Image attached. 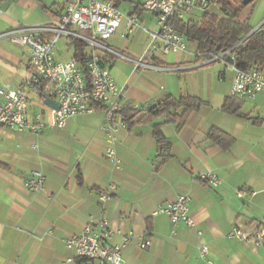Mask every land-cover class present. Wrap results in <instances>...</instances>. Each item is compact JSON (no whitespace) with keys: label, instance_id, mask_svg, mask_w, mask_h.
<instances>
[{"label":"crops","instance_id":"crops-1","mask_svg":"<svg viewBox=\"0 0 264 264\" xmlns=\"http://www.w3.org/2000/svg\"><path fill=\"white\" fill-rule=\"evenodd\" d=\"M19 1L0 6V34L17 25H46L59 18V12L50 8L52 18L34 19L28 6L38 7L36 0ZM256 1L264 5V0ZM140 2L127 12L120 10L139 17ZM211 13L220 14L219 7ZM263 21L264 13L257 24ZM125 24L106 44L136 57L145 42L132 49L140 33L124 40ZM10 45L0 40V84L18 89L27 76L30 50L19 47L22 51L16 52ZM192 45L187 53L171 54L174 61L170 55L161 58L162 65L177 68L171 72L135 73L132 63L107 58L113 77L125 89V106L146 111L167 96L184 94L206 102L180 127L161 126L171 146L167 161L159 156L153 135V126L164 119L115 133L118 166L106 158L110 144L100 131L103 110L73 117L64 129L47 128L41 134L0 130V264H76L65 238L102 219L115 231L110 243L133 236L124 252L125 264L264 263V245L228 238L235 225L250 234L264 230V93L242 101L243 117L227 113L223 106L231 94L232 75L222 80L221 70L196 67L197 45ZM84 53L90 50L85 47ZM58 54L61 61L75 58L72 42L61 41ZM38 111L31 107L32 114ZM214 128L234 140L229 149L208 138ZM33 171L46 177L41 192L24 185ZM209 172L221 179L220 186L203 179ZM102 193L111 197L106 203L99 199ZM182 196L191 199L194 227L174 226L168 216L154 215L160 206ZM146 241L151 245L142 249ZM205 246L209 253L202 258Z\"/></svg>","mask_w":264,"mask_h":264},{"label":"built area","instance_id":"built-area-1","mask_svg":"<svg viewBox=\"0 0 264 264\" xmlns=\"http://www.w3.org/2000/svg\"><path fill=\"white\" fill-rule=\"evenodd\" d=\"M118 0H67L65 5L56 8L59 18L46 25H17L0 34V40L30 50L29 69L21 88L0 84V130L13 129L18 132L41 134L47 128L64 129L69 119L92 114L93 105L104 107V122L100 131L106 135L110 144L106 158L115 165L120 161L113 147L115 133L127 126L121 116L125 89L120 87L111 73L112 61L108 57L126 60L133 64L134 72H171L177 68L164 66L161 58L171 54L188 52V39L179 34L168 24L172 18L187 21L195 12L208 13L219 7V0H141L145 11L153 12L159 19L158 30L142 29L138 16H126L118 7ZM126 21L121 37L132 39L139 30L146 33V41L141 53L131 57L126 52L114 50L106 42L117 35L122 22ZM264 30V21L255 29ZM253 34V33H252ZM251 34V35H252ZM244 37L231 49L208 56L195 53L199 60L196 67L204 68L221 65L220 78L232 75L231 97L238 100H254L264 93V69H242L237 65V49L249 38ZM79 41L90 50L84 64L76 58L59 60L58 46L61 41ZM98 53L103 54L100 56ZM52 100L58 108L45 104ZM31 107L38 108L36 114ZM211 186L221 185V179L209 172L203 176ZM46 177L38 171L31 172L24 185L32 192L44 190ZM243 197V192L238 198ZM108 193H102V203L110 200ZM191 199L182 196L177 201L160 206L154 215H166L174 226L184 224L196 225L191 214ZM115 231L109 221L102 219L85 226L80 234L65 238L68 251L74 252L76 258L88 260V264H125L124 252L133 241L132 235H125L117 244L110 243ZM228 238L243 242H254L256 246L264 245V230L250 234L235 225ZM151 241L143 242L140 247L146 249ZM209 253L208 247L202 248V258ZM264 264V263H263Z\"/></svg>","mask_w":264,"mask_h":264},{"label":"trees","instance_id":"trees-1","mask_svg":"<svg viewBox=\"0 0 264 264\" xmlns=\"http://www.w3.org/2000/svg\"><path fill=\"white\" fill-rule=\"evenodd\" d=\"M250 4L244 5V0H219L220 14L211 12L203 13L199 21H183L177 18L169 20L168 24L172 26L179 34L184 35L189 42L197 45V53L208 56L231 49L237 45L244 37L248 36L253 28L248 23L240 22L239 17ZM72 45L75 48L74 57L80 64H84L86 45L74 41ZM237 65L242 69L258 68L264 69V30L254 32L237 49ZM206 105L202 99L189 94L180 97L167 96L158 106L149 110L135 109L127 106L121 111V116L128 130L136 126L150 124L155 119H164L163 123L153 126L154 138L157 143L159 156L163 161L170 157V143L161 130L163 124L183 125L190 115L199 111ZM96 110H104L103 106L93 105ZM242 101L235 97L226 99L223 110L232 115L244 116L240 113ZM208 138L215 144L229 149L234 140L214 128L210 131ZM76 264H88V260L76 258Z\"/></svg>","mask_w":264,"mask_h":264},{"label":"rangeland","instance_id":"rangeland-1","mask_svg":"<svg viewBox=\"0 0 264 264\" xmlns=\"http://www.w3.org/2000/svg\"><path fill=\"white\" fill-rule=\"evenodd\" d=\"M6 1H8V0H0V6H2L3 4H6ZM10 1H13V0H10ZM21 1H19L18 3H21ZM64 1L65 0H36V2L38 3V7H36L34 9V8H32V6L31 7L28 6V11L34 12L33 13L34 19H35V17H37V18L39 17V18H43V19H49L51 17V14L49 13L48 9L53 8V10H56V8L58 9V8L62 7L61 5H63ZM138 1H141V0H118L117 5H118L119 9H121L123 12H127L130 9L134 8ZM54 4H56V6H54ZM263 13H264V5H258L257 1H255L253 4L249 5L242 12L240 18L242 20H245L248 23V25L250 27H252L253 30H255L259 26L257 23H259L260 19L262 18ZM138 14H139V18L141 19L142 29H146L149 31H157L158 30L159 19L153 12L145 11L141 7V10L138 11ZM188 19L199 20L200 15L197 13H194L191 16H189ZM139 33H140V36L136 38V41L132 45L133 46L132 49L138 48L139 46L142 47L143 43L145 42L146 33L143 30H139L137 32V35ZM192 44L193 43L188 42V48L189 49L193 48ZM10 48L16 52L22 51V49H20L18 46L14 45V44L10 45ZM169 59H170V61H174L175 56L170 55ZM207 68L208 69H217L218 71H220L222 69V66L217 64V65L209 66Z\"/></svg>","mask_w":264,"mask_h":264},{"label":"water","instance_id":"water-1","mask_svg":"<svg viewBox=\"0 0 264 264\" xmlns=\"http://www.w3.org/2000/svg\"><path fill=\"white\" fill-rule=\"evenodd\" d=\"M253 0H244L243 4L244 5H248L252 2ZM255 30H253L249 35H251L252 33H254ZM45 104L47 106L53 107V108H58V106L50 99L45 100Z\"/></svg>","mask_w":264,"mask_h":264}]
</instances>
